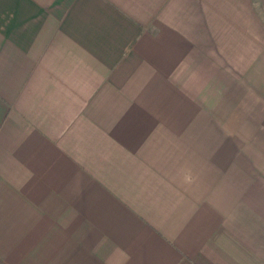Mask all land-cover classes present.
I'll return each instance as SVG.
<instances>
[{"label": "crops", "instance_id": "1", "mask_svg": "<svg viewBox=\"0 0 264 264\" xmlns=\"http://www.w3.org/2000/svg\"><path fill=\"white\" fill-rule=\"evenodd\" d=\"M0 264H264V0H0Z\"/></svg>", "mask_w": 264, "mask_h": 264}]
</instances>
